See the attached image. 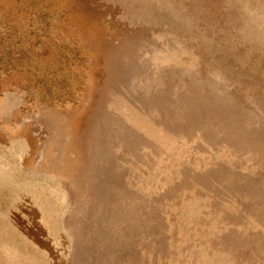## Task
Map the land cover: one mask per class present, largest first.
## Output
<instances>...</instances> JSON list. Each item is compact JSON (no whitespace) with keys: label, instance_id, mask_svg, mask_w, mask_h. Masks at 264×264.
I'll use <instances>...</instances> for the list:
<instances>
[{"label":"rangeland","instance_id":"374dc122","mask_svg":"<svg viewBox=\"0 0 264 264\" xmlns=\"http://www.w3.org/2000/svg\"><path fill=\"white\" fill-rule=\"evenodd\" d=\"M0 264H264V0H0Z\"/></svg>","mask_w":264,"mask_h":264}]
</instances>
